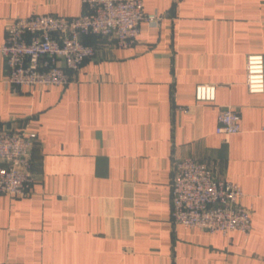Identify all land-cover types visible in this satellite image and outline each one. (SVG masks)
Instances as JSON below:
<instances>
[{"label":"crops","instance_id":"obj_1","mask_svg":"<svg viewBox=\"0 0 264 264\" xmlns=\"http://www.w3.org/2000/svg\"><path fill=\"white\" fill-rule=\"evenodd\" d=\"M143 1L162 17L129 47L84 36L96 53L67 85L16 88L0 52V128L33 137L34 179L26 196L0 193V264H264V92L246 85L264 0ZM82 10L0 0V45L13 18ZM199 83L216 85L214 102L195 100ZM226 105L241 114L228 138L216 132ZM187 156L242 187L249 234L173 221V164Z\"/></svg>","mask_w":264,"mask_h":264},{"label":"built area","instance_id":"obj_2","mask_svg":"<svg viewBox=\"0 0 264 264\" xmlns=\"http://www.w3.org/2000/svg\"><path fill=\"white\" fill-rule=\"evenodd\" d=\"M74 16L35 13L9 21L0 52L8 67V81L16 88L67 85L73 73L93 57L96 49L86 35L114 37L120 47L135 43L142 22L162 17L147 12L143 0H82ZM250 93L264 92V55L250 53L246 60ZM216 85L199 83L195 100L214 102ZM189 110V106H180ZM241 130V114L231 105L218 112L216 132L225 138ZM26 132L0 128V193L26 196L33 186L31 148ZM244 191L235 181L216 177L203 161L187 156L175 160L171 178L172 219L186 227L227 234H249L252 209L240 203Z\"/></svg>","mask_w":264,"mask_h":264}]
</instances>
